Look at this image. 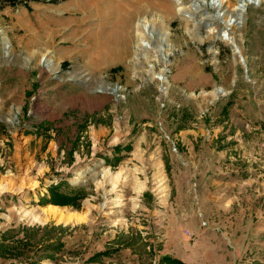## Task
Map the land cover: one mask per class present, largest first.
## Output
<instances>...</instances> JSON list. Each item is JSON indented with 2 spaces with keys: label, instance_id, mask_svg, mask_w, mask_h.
<instances>
[{
  "label": "rangeland",
  "instance_id": "1",
  "mask_svg": "<svg viewBox=\"0 0 264 264\" xmlns=\"http://www.w3.org/2000/svg\"><path fill=\"white\" fill-rule=\"evenodd\" d=\"M17 1L0 0V233L68 227L57 264H87L117 236L149 246L120 245L99 264L264 260V0L247 3L230 31L246 73L209 33L223 27L218 15L235 17L241 0H223L218 11L211 0H144L133 24L154 28L148 48L136 49L133 29L108 55L95 44L113 28L100 4ZM148 66L165 71L166 85L149 79ZM100 82L120 96L96 91ZM215 88L225 94L202 93ZM60 181L86 193L79 210L38 205ZM49 206L83 220L58 221ZM59 233L33 232L38 244L27 257L0 264H55L38 257L42 241Z\"/></svg>",
  "mask_w": 264,
  "mask_h": 264
},
{
  "label": "bare ground",
  "instance_id": "2",
  "mask_svg": "<svg viewBox=\"0 0 264 264\" xmlns=\"http://www.w3.org/2000/svg\"><path fill=\"white\" fill-rule=\"evenodd\" d=\"M121 1H123V0H92V1H89V4H91V3L100 4V6L102 8H104V16H106L107 22L112 21V23H113V28H111L112 31L110 33L107 32L108 34L107 35L105 34L106 36L104 35L103 39H100V37L99 38L97 37V39L95 40V42H96L95 44H97L99 47H101L102 51L104 50L105 55H108V54L113 53V52L117 53V52L122 51L123 49L121 47H117V45L119 44L118 42L121 41V37L124 38L125 36L130 41L133 37V35H132V37L130 36V31H133V29L136 31L134 33V35H135L134 38L136 41V49L139 51L147 49L148 48V41L145 37H148L149 33H151L152 30H154L153 27L151 30L148 22H146L144 20L138 21L136 24H133L134 17L136 15L135 11L138 10V9H136V7L139 8L138 7L139 3L143 2L144 0H127L129 3H127L125 5L121 4ZM195 1H199V2H202L204 4L207 3V0H195ZM253 1H256V0H253ZM182 2H183V0H176V5L180 6L182 4ZM222 2H223V0H211V2H209V6L211 7V9L218 11V9L221 7ZM181 10H183V9L179 8V11H181ZM243 11H244V9L238 6L235 9V13H234L235 17L230 18L228 20L223 18L224 15L221 18L218 15L217 18L219 19V21L222 22L223 27L222 28L214 27V28H211L209 30V33L211 34V36L214 39L220 40L221 42H223L225 45H227L231 49L235 62L240 64V65H242V63H244V60L241 57L240 49L236 45L235 39L230 34V31H231L232 27L239 26L241 24L240 16L243 13ZM110 24H111V22H110ZM108 27L110 28L112 26L108 25ZM160 28L163 29V27L161 25H160ZM125 32H126V34H125ZM123 34H125L124 37H123ZM123 40H125V39H123ZM5 44L7 47L6 49L10 50L9 42L6 41ZM161 60L163 61L166 59H165V57L164 58L161 57ZM41 63L43 64L44 67L49 68L52 71L58 70V68L56 67V65L52 61V59H47L46 56L42 57ZM148 68L149 69L146 71V73L148 74L149 79L151 81L157 80V81H160L163 85L164 84L166 85L167 81H166L165 76L163 75L164 74L163 72H165V71H161V73L156 74L153 71V66H148ZM135 75L139 76L138 73H135ZM160 88L163 92L166 90L165 87H160ZM120 89L121 88H119V87H117L115 89H109L104 82H100L99 85H97V87L95 88V90L98 92L110 93L111 95H116L117 91ZM202 93H203V95H209L212 98H217L221 95H224L225 91L222 88H215L213 91H211L209 93H206V92H202ZM13 120H14V117H10V118H8V120H4V121L5 122L10 121L11 122ZM101 171L106 172V169H104V167L101 166ZM47 208H49V214L48 215L52 216L53 218L57 219L58 221H61V222L63 221V222L69 223V222H80L83 220V218L79 217L78 215L64 216L62 214H59V213L54 211L56 209L55 207L49 206Z\"/></svg>",
  "mask_w": 264,
  "mask_h": 264
},
{
  "label": "trees",
  "instance_id": "3",
  "mask_svg": "<svg viewBox=\"0 0 264 264\" xmlns=\"http://www.w3.org/2000/svg\"><path fill=\"white\" fill-rule=\"evenodd\" d=\"M9 5L15 6L18 4H21L22 1L17 0H8ZM66 63H63V66H65ZM113 72H116L117 70H112ZM226 111V109H224ZM114 153L119 154L122 150L120 146H116L113 149ZM117 162H119L122 159V156H118L114 158ZM106 165H110L108 160H105ZM165 168L166 172L168 173L167 164L165 162ZM148 193H144L143 197L148 196ZM86 197V193L81 190H75L73 187L69 185L66 181H60L57 184L50 185L46 188V194L43 196H40L38 200V205L40 206H46V205H54L59 207H70L75 210L80 209V203L81 201ZM68 227L59 225V226H53V224H46L42 227L40 226H34V227H27V226H18V230L15 231L14 228L7 229L3 233H0V258L2 259H19L23 257H27L28 253H30L33 248L37 247L38 242L35 240L33 236V232L35 231H41L46 230V232L49 231H60L59 235L55 237L54 239L46 238L45 241H42L45 246H42L41 253L42 255H39L38 259L41 260H49L51 262H54L55 264L58 263V254H61L64 251V244L62 242V236L66 230H68ZM10 232L14 233L13 235H10ZM22 234V236H19ZM123 234L121 235V237ZM120 237H116L111 243H114L116 245L115 248H106L103 251L96 252L87 260L85 261L87 264H99L102 262L103 258H108L112 254L119 251V246L122 247H130L134 249V246L138 243H140L141 249L146 248L149 246L148 243L142 242V240L139 239H133L123 241ZM140 249V251H142ZM134 251V250H133ZM35 255V254H34ZM157 264H184L180 260H177L175 258H172L168 255L162 256Z\"/></svg>",
  "mask_w": 264,
  "mask_h": 264
},
{
  "label": "water",
  "instance_id": "4",
  "mask_svg": "<svg viewBox=\"0 0 264 264\" xmlns=\"http://www.w3.org/2000/svg\"><path fill=\"white\" fill-rule=\"evenodd\" d=\"M253 4V3H258V1H253V0H241V2L239 3V7L245 9L246 4ZM242 68L244 73H246V65L245 63H242ZM103 164V163H102ZM78 182H74V184H77Z\"/></svg>",
  "mask_w": 264,
  "mask_h": 264
},
{
  "label": "crops",
  "instance_id": "5",
  "mask_svg": "<svg viewBox=\"0 0 264 264\" xmlns=\"http://www.w3.org/2000/svg\"><path fill=\"white\" fill-rule=\"evenodd\" d=\"M122 147H126V144L124 146H122ZM122 154H123V152L120 153V155H122ZM255 260H256V263L255 264H264V260L261 259L260 257H256ZM248 263H252V261L251 262H248Z\"/></svg>",
  "mask_w": 264,
  "mask_h": 264
},
{
  "label": "built area",
  "instance_id": "6",
  "mask_svg": "<svg viewBox=\"0 0 264 264\" xmlns=\"http://www.w3.org/2000/svg\"><path fill=\"white\" fill-rule=\"evenodd\" d=\"M117 96H120V94H119V93H117Z\"/></svg>",
  "mask_w": 264,
  "mask_h": 264
}]
</instances>
